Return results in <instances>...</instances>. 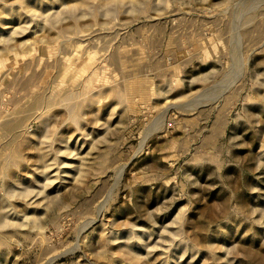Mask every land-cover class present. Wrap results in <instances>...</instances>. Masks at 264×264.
Here are the masks:
<instances>
[{
	"label": "rangeland",
	"instance_id": "1",
	"mask_svg": "<svg viewBox=\"0 0 264 264\" xmlns=\"http://www.w3.org/2000/svg\"><path fill=\"white\" fill-rule=\"evenodd\" d=\"M0 264H264V0H0Z\"/></svg>",
	"mask_w": 264,
	"mask_h": 264
}]
</instances>
